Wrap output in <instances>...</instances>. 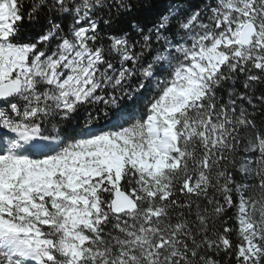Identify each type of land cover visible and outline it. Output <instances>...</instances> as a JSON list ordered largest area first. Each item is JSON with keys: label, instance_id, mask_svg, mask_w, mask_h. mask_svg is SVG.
I'll list each match as a JSON object with an SVG mask.
<instances>
[{"label": "snow or ice", "instance_id": "1", "mask_svg": "<svg viewBox=\"0 0 264 264\" xmlns=\"http://www.w3.org/2000/svg\"><path fill=\"white\" fill-rule=\"evenodd\" d=\"M0 264H264V0H0Z\"/></svg>", "mask_w": 264, "mask_h": 264}]
</instances>
